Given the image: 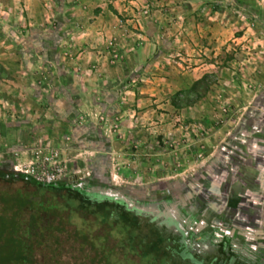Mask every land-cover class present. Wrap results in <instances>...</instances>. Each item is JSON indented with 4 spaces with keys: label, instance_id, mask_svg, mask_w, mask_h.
Listing matches in <instances>:
<instances>
[{
    "label": "rangeland",
    "instance_id": "rangeland-1",
    "mask_svg": "<svg viewBox=\"0 0 264 264\" xmlns=\"http://www.w3.org/2000/svg\"><path fill=\"white\" fill-rule=\"evenodd\" d=\"M187 1L193 3L176 8L157 55L129 69L126 14L103 41L104 56L81 68L77 46L65 43L56 62L26 61L29 23L56 21L49 13L29 20L23 7L0 0V169L20 173L13 164L42 148L62 168V181L179 198L199 214L243 223L264 241V0ZM133 8L134 22L157 16L149 6ZM83 33L74 26L68 36L78 40ZM73 65L76 71L68 72ZM0 186L18 188L8 181ZM25 190L55 205L40 210L38 226L56 222L51 213L66 232L75 226L100 234L106 226L86 215L73 194ZM105 255L110 264H170L157 253ZM36 258L35 264H48V249Z\"/></svg>",
    "mask_w": 264,
    "mask_h": 264
},
{
    "label": "flooded vegetation",
    "instance_id": "flooded-vegetation-1",
    "mask_svg": "<svg viewBox=\"0 0 264 264\" xmlns=\"http://www.w3.org/2000/svg\"><path fill=\"white\" fill-rule=\"evenodd\" d=\"M70 183L107 197L89 203L81 191L55 189L73 194L86 215L107 223L100 234L75 226L66 232L59 214L49 213L57 218L54 223L49 220V230L55 228L49 242L52 239L53 248L60 251L61 264H110L105 255L109 252L163 254L170 264H264V241L230 217L227 222L215 220V214H199L198 207L189 204L186 208L179 198L133 197L105 182L81 179ZM112 226L120 232L113 234Z\"/></svg>",
    "mask_w": 264,
    "mask_h": 264
},
{
    "label": "crops",
    "instance_id": "crops-1",
    "mask_svg": "<svg viewBox=\"0 0 264 264\" xmlns=\"http://www.w3.org/2000/svg\"><path fill=\"white\" fill-rule=\"evenodd\" d=\"M189 2L187 0H137V2L134 0H7L4 6L10 4L13 6L17 3L20 10L24 8L29 20L40 14L49 13L48 17L56 21L52 24L49 21L46 23L43 21L41 24L29 23V53L24 49L22 52L27 53L23 57L26 61L40 58L56 62L59 58L57 49L65 43L66 46H77L75 52L78 56L75 61L81 68L83 65L88 67L92 63L95 64V61L104 56L106 41H103L118 31L117 18H120V14H126L124 21L127 25V33L124 46H127V50L123 53L125 52L129 58L126 60L130 61L129 69H136L147 59L157 55L160 45H163L164 39L168 37L166 29H172L171 18L178 10L176 8L183 11L189 7ZM134 4H140L141 8L149 6L150 12H155L157 16L152 19L139 17L134 22ZM153 5L155 8H152ZM0 6L3 7V4ZM0 23L2 24L1 21ZM74 26L82 28L85 33L83 38L78 40L69 38L68 35ZM37 45H40L41 54L35 56ZM66 69L68 72H73L72 70L76 71V66ZM59 73L62 74V70H59Z\"/></svg>",
    "mask_w": 264,
    "mask_h": 264
},
{
    "label": "trees",
    "instance_id": "trees-1",
    "mask_svg": "<svg viewBox=\"0 0 264 264\" xmlns=\"http://www.w3.org/2000/svg\"><path fill=\"white\" fill-rule=\"evenodd\" d=\"M3 181L11 184L21 181L26 186L11 190L0 186V264H35L36 253H39V250L47 251V249L48 264H59L61 261L60 251L53 248L52 239L49 242L55 228L49 230V220L45 225H37L40 210L44 213L48 209L55 211V205L47 198L35 201L33 198L35 195H30V191L25 190L29 184L38 190L67 188L71 193L72 190H78L83 193L84 200L89 203L107 199L106 196L90 191L86 187L79 188L75 184L62 180L50 183L40 182L24 172H7L0 169V182Z\"/></svg>",
    "mask_w": 264,
    "mask_h": 264
},
{
    "label": "built area",
    "instance_id": "built-area-1",
    "mask_svg": "<svg viewBox=\"0 0 264 264\" xmlns=\"http://www.w3.org/2000/svg\"><path fill=\"white\" fill-rule=\"evenodd\" d=\"M144 12H147V10L145 9ZM113 56H118L116 50L113 51ZM32 151L30 160L17 161L12 168L15 171L30 174L40 182L50 183L60 180L63 174L62 168L53 164L55 161L52 160L50 152L42 148H36Z\"/></svg>",
    "mask_w": 264,
    "mask_h": 264
}]
</instances>
